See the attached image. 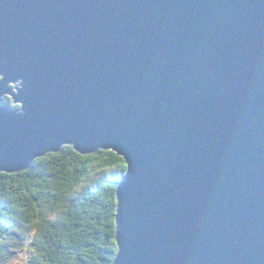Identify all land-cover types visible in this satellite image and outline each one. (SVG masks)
Masks as SVG:
<instances>
[{"label": "water", "instance_id": "obj_1", "mask_svg": "<svg viewBox=\"0 0 264 264\" xmlns=\"http://www.w3.org/2000/svg\"><path fill=\"white\" fill-rule=\"evenodd\" d=\"M65 144L127 165L112 264H264V0H0V171Z\"/></svg>", "mask_w": 264, "mask_h": 264}, {"label": "trees", "instance_id": "obj_2", "mask_svg": "<svg viewBox=\"0 0 264 264\" xmlns=\"http://www.w3.org/2000/svg\"><path fill=\"white\" fill-rule=\"evenodd\" d=\"M125 165L111 149L82 154L65 144L26 169L0 171V264H112Z\"/></svg>", "mask_w": 264, "mask_h": 264}, {"label": "snow or ice", "instance_id": "obj_3", "mask_svg": "<svg viewBox=\"0 0 264 264\" xmlns=\"http://www.w3.org/2000/svg\"><path fill=\"white\" fill-rule=\"evenodd\" d=\"M113 155H115V153H113ZM122 159V158H121ZM125 167H127V165H125Z\"/></svg>", "mask_w": 264, "mask_h": 264}, {"label": "rangeland", "instance_id": "obj_4", "mask_svg": "<svg viewBox=\"0 0 264 264\" xmlns=\"http://www.w3.org/2000/svg\"><path fill=\"white\" fill-rule=\"evenodd\" d=\"M24 254L20 255V258L23 256Z\"/></svg>", "mask_w": 264, "mask_h": 264}]
</instances>
